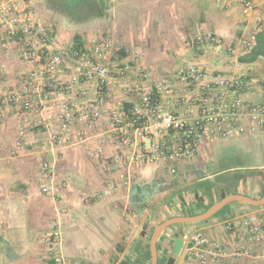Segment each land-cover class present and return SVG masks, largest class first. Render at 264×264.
Listing matches in <instances>:
<instances>
[{
	"label": "crops",
	"instance_id": "crops-1",
	"mask_svg": "<svg viewBox=\"0 0 264 264\" xmlns=\"http://www.w3.org/2000/svg\"><path fill=\"white\" fill-rule=\"evenodd\" d=\"M104 2L109 13L107 32L96 31L90 38L89 35H76L74 40H65L57 35L55 40L57 46L69 49L90 48L95 39L111 41L115 49L108 65L118 85L99 121L91 126L76 124L68 136L55 146L46 141L47 134L51 130H59L61 126L58 111L52 103L45 97L36 96L34 102L39 106L44 103L42 109L33 108L23 113L20 105L5 102L7 92L24 88L32 63L25 56H20L19 49H13V42L7 49L0 50V264H63L62 257L66 258V264H105L108 257L110 264H120L121 261L124 264L125 258L135 263L141 260V264H151V257L146 254L151 237L144 238L159 224L157 215L165 217L163 221L174 216L195 215L205 211L201 208L208 209L210 204L221 200L209 203L205 193L200 207V203L194 202L195 193L187 198L183 196L175 209L167 208L162 210L161 215H150V222L142 226L143 229L147 225V233L145 231L137 236L136 227H124L122 231L127 230L132 239L125 247L124 244L119 246L114 243L109 252H104L111 243V232H121L116 214L120 202H127L125 205L128 206V203H138L143 196L156 197L166 192L162 186L174 179L170 162L143 163L129 170L137 173L138 179L130 185L120 183L116 194L109 198L83 200L84 193L98 191L106 184L102 161L92 152L97 147H102L106 155L114 152L115 148L109 141L113 134L109 118L123 96V85H149L156 89L158 84L167 81L174 86L176 94L190 96L192 88L178 81L181 79L177 72L182 67L197 64L203 66L211 77L240 76L247 85L246 100L256 102L264 98V56L254 61H241V57L250 51L239 45L240 40L258 32L257 23L254 17L248 18L243 14L237 0ZM208 31L222 38L225 45L191 46L196 37ZM4 37L5 32L0 28V40ZM68 62V58L64 57L58 67V85L70 80L75 72V67H70ZM125 66L128 69L123 75L119 74ZM81 80L87 95L94 97L95 84L85 81V78ZM164 103L171 109L185 110V106L177 102L168 103L167 98ZM39 118L43 119L44 125H36ZM238 124L245 129H237L230 138L205 139L195 156L176 162L175 166L178 173L187 176V179L199 174L193 185L208 180L214 184V190L219 184H224L222 178L240 177L239 192L230 194L260 199L264 196V180L260 175V171L264 172V165L250 166L239 153L256 148L264 154V129H252L245 121ZM19 141L23 142V147L17 149ZM14 150L16 153L12 154ZM212 153L215 155L211 157L209 154ZM44 160L54 164L58 182L64 183L62 197L54 198L41 191L44 178L41 163ZM217 194L214 192V196ZM228 205L227 219L240 214L264 213V205L239 201ZM64 209L71 217L63 212ZM227 219L220 221L217 218L201 227L180 224L167 232L168 227L158 240L160 258L168 255L175 258L174 264H192L188 254L189 239L195 232H206L204 234L211 238L231 242L232 236L223 225ZM54 228H60L62 233V244L57 249L49 241ZM180 238L184 239V244L179 253L176 242ZM114 259L116 262L111 263ZM240 261L242 264L258 263L245 257H241Z\"/></svg>",
	"mask_w": 264,
	"mask_h": 264
},
{
	"label": "built area",
	"instance_id": "built-area-1",
	"mask_svg": "<svg viewBox=\"0 0 264 264\" xmlns=\"http://www.w3.org/2000/svg\"><path fill=\"white\" fill-rule=\"evenodd\" d=\"M237 1L245 16L255 18L258 32L262 30L264 0ZM0 28L5 32V37L0 40V50L7 49L17 38L15 40H19L25 57L32 63L24 88L7 92L5 102L20 105L23 113L33 108L42 109L44 103L40 106L35 103L36 96L45 97L52 103L58 111L61 126L47 134L46 141L51 146L65 139L76 124L91 126L103 117L118 85L108 65L115 49L111 41L95 39L90 48L83 49L57 46L52 25L36 20L30 0H0ZM256 34L240 40L239 45L251 51ZM215 45H225V41L210 31L191 43L192 47ZM64 57L68 58L70 67H75V72L70 80L58 85L57 70ZM127 69L125 66L118 73L123 75ZM177 74L181 79L178 81L192 88L190 96L176 94L174 86L167 81L158 84L156 89L139 84L121 87L123 96L109 118L113 132L109 141L114 152L106 155L102 147L92 152L102 161L106 184L98 191L84 193L83 200L109 198L119 191L120 183L130 185L138 179L137 173L129 171L135 165L170 162V171L175 174V163L195 156L205 139L230 138L237 129L243 131L245 126L239 127V121H245L252 129H264V98L256 102L246 100L247 85L240 76L211 77L203 66L197 64L182 67ZM81 78L95 84L94 97L87 95ZM165 98L168 103L174 101L185 106V110L171 109L164 103ZM44 124L42 118L37 119V126ZM22 147L23 142L19 141L17 149ZM15 153L16 150L12 151ZM54 167L51 161H42L41 191L54 198L62 197L64 183L58 182ZM63 212L71 217L66 209ZM223 225L232 236L231 242L211 238L202 232L191 235L188 254L192 264H242L241 257L264 264V213L240 214L227 219ZM49 239L55 249L60 248L61 229L54 228ZM60 260L66 264V258Z\"/></svg>",
	"mask_w": 264,
	"mask_h": 264
},
{
	"label": "rangeland",
	"instance_id": "rangeland-1",
	"mask_svg": "<svg viewBox=\"0 0 264 264\" xmlns=\"http://www.w3.org/2000/svg\"><path fill=\"white\" fill-rule=\"evenodd\" d=\"M102 1L103 0H30V5L31 12L33 13L36 20L52 25L54 37L58 35L65 40H67L68 38L74 40L76 39V35H89L90 38L92 37V34L94 35V33H97L96 31L107 32V27L109 25V13L106 10V6L102 5ZM15 39L12 40V42L14 43V45L12 44L13 49H19L20 56H22V58H25L24 49L22 48L21 44L18 43L19 40L16 41ZM209 155L212 157L213 155H215V153ZM239 155H243V158L246 159V162L251 164L250 166L255 165L261 167L264 165V154L259 149L251 148V150L244 151L243 154L239 153ZM233 174L237 175L236 172H234ZM172 175H174L172 176L174 179H170L171 181H169V183H167L165 186H162L163 189H166L164 190L166 192L158 194L156 195V197H151V195H149L148 197L143 196L138 200V203H128V206L125 205V203L127 204V202H120V206L117 208L116 214L118 215V224L121 227V232H114L112 230L113 232H111V234L113 235L110 240L111 243L104 249L105 253L109 252V250L114 246V243L119 246L124 244L125 247V245H127V243L132 239L131 236H129L127 230L122 231L124 227H128L130 229H134L136 227V232L138 233L136 234L137 236H139L140 233L144 232L142 226L145 223L150 222L151 214L154 215V213H156L161 215L163 214V209H175L176 207H178L177 205H179V199L183 196L187 198V196L193 194L194 192H201V190L204 191L206 189L208 190V192H206L205 190L204 195L206 193V198L209 203H213L216 199H220L221 195H219L220 193L218 190H216V192L218 193L217 195L214 196V194L212 193L214 192L212 181L207 180L193 185V182L200 177L199 174L193 175L192 177H190V179H187V176L185 177V175H181V173H178V171ZM220 186L222 185L219 184L218 188ZM168 200H170V202ZM194 202H196L195 198ZM229 208L230 206H227L212 218L205 221L192 223V225L201 227L204 224H207V222H211L217 218L220 219V221H223L227 219V217H229ZM201 209L204 210V208ZM157 217H159V219H157L159 220V223H161L165 218L158 215L156 216V218ZM178 226L181 225H172L167 229V232H169L171 228ZM153 230H150V232H148L144 239H148L149 237H151ZM147 231L148 228L146 229V233ZM122 233L123 235H121ZM159 247H161V244H159ZM148 252L149 251L147 249V257L149 254ZM168 258V255L162 256L161 258H159V264H167L169 260ZM108 259L104 261L105 264H110V261ZM115 260L116 259H114L111 263H115ZM123 262L124 264H141V260L135 263L131 262L129 258L127 260L125 258ZM121 263L122 261L120 262V264Z\"/></svg>",
	"mask_w": 264,
	"mask_h": 264
},
{
	"label": "water",
	"instance_id": "water-1",
	"mask_svg": "<svg viewBox=\"0 0 264 264\" xmlns=\"http://www.w3.org/2000/svg\"><path fill=\"white\" fill-rule=\"evenodd\" d=\"M239 201L243 203L253 204L257 206L264 205V196L260 199H255L250 196L244 194H229L225 196L223 199L215 202L205 211L195 214V215H185V216H174L168 219H165L156 227L152 232V236L150 239V251H151V264H159V250H158V240L161 234L170 226L176 224H192L201 221L208 220L219 213L224 207H226L229 203ZM147 229V225L143 227V231L145 232ZM184 244V239L180 238L176 242V250L180 253V248ZM175 258L170 257L167 264H174Z\"/></svg>",
	"mask_w": 264,
	"mask_h": 264
},
{
	"label": "trees",
	"instance_id": "trees-1",
	"mask_svg": "<svg viewBox=\"0 0 264 264\" xmlns=\"http://www.w3.org/2000/svg\"><path fill=\"white\" fill-rule=\"evenodd\" d=\"M102 5L103 6L105 5L104 0L102 1ZM255 37H256L255 45L253 46L252 50L248 54H246L243 57H241V61H254L257 58H259L260 56H264V28L262 30H260L259 32H257ZM260 175L262 176V178L264 180V172L260 171ZM239 179H240V177L222 178L221 179L222 183H224V184L222 186H220L219 188H218V186L216 187V190L219 189V192H220V195H221L220 196L221 199L224 198L226 195L232 193V192H234V193L239 192L238 189H237L238 188ZM216 190H214V192H216ZM214 192H212V193L214 194ZM194 193L196 195L195 196L196 197V201L198 203H200V207H201L202 204H203V199L205 197V195L203 194L204 191L201 190V192L198 191V192H194ZM262 195H264V193ZM182 199H183V197H182ZM211 205L212 204H210L209 207ZM227 206H229V205H227ZM226 207H224L223 209H225ZM205 209H207V208H204V210ZM185 214H187V213H185ZM148 251H149L148 252L149 253L148 257L150 258L151 257L150 244L148 245Z\"/></svg>",
	"mask_w": 264,
	"mask_h": 264
}]
</instances>
